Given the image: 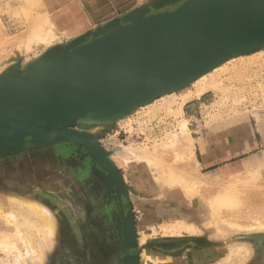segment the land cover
Listing matches in <instances>:
<instances>
[{
  "label": "rangeland",
  "instance_id": "374dc122",
  "mask_svg": "<svg viewBox=\"0 0 264 264\" xmlns=\"http://www.w3.org/2000/svg\"><path fill=\"white\" fill-rule=\"evenodd\" d=\"M153 1L39 0L40 11L38 7L28 12L33 17L30 16L32 33L42 32L49 23L65 35L46 47L36 37L27 50L20 46L15 54L9 55L4 68L13 64L22 68L54 46L64 50L67 43L80 36L82 42L89 41L93 38L92 31L136 7H145L147 13H152L171 9L182 0L158 9L152 8ZM17 6L16 0H0V34L6 33L1 38L15 40L14 34L26 33L31 28ZM2 41L0 60L5 54L1 50ZM210 79H214L216 87L198 94L196 85ZM182 118L187 121L191 138L189 148L194 155L191 164L207 185L225 183L231 188L238 185L240 177L255 174L258 180L251 186L259 191L256 196L264 192V45H261L227 61L206 77L132 107L111 122L101 126L94 122L69 126L97 139L117 170L118 183L84 145L76 142H28L0 153V209L14 211L20 224L27 220L34 223L37 229L32 224L22 226L31 234L38 252L42 251L41 260L25 256L18 264H127L129 256L136 264H186L182 258L190 252L193 258L189 264H233L222 253V239L227 235L249 250L247 255L238 256L234 264H264V229L234 228L233 233L219 232L213 236L215 241L211 240L205 221L212 214L211 206L204 198L187 197L192 188L189 191L182 186L188 184L179 180L183 174L181 167L166 154L160 153V162L152 167L142 162L137 176L109 157L117 143L152 148L163 142ZM169 168L178 180L164 179ZM190 186L195 189L194 184ZM120 191L126 195L123 206ZM27 201L48 211L46 216L52 218L53 224L51 232L27 208L24 204ZM127 208L134 226V249L126 245L123 215ZM12 224L16 225L12 221L0 222V230L13 233ZM148 255L152 261L146 260ZM5 258L6 254L0 250V259Z\"/></svg>",
  "mask_w": 264,
  "mask_h": 264
},
{
  "label": "water",
  "instance_id": "95a60500",
  "mask_svg": "<svg viewBox=\"0 0 264 264\" xmlns=\"http://www.w3.org/2000/svg\"><path fill=\"white\" fill-rule=\"evenodd\" d=\"M178 0L152 3L154 9ZM136 7L82 37L54 46L0 78V153L28 142H76L118 183V173L94 138L71 129L87 113L114 112L112 120L164 91L192 82L226 53L264 45V0H182L170 10ZM253 42V43H251ZM109 121V122H111ZM94 144L95 148L91 147ZM121 205L126 195L119 192ZM128 209L124 229L135 248ZM127 264H136L129 256Z\"/></svg>",
  "mask_w": 264,
  "mask_h": 264
},
{
  "label": "bare ground",
  "instance_id": "6f19581e",
  "mask_svg": "<svg viewBox=\"0 0 264 264\" xmlns=\"http://www.w3.org/2000/svg\"><path fill=\"white\" fill-rule=\"evenodd\" d=\"M16 4L19 6V9L17 8L19 10V13L22 14V17L27 22H29L30 24L29 27L31 28L29 29L27 26V29L29 30L26 33L23 31V34H19V33L14 34L12 37H14L15 40H13V38L6 40L5 38H1L3 34L2 33L0 34L1 35L0 38L1 40H3L2 41L3 47L1 50L4 51L3 54L5 53L4 57H2L3 59L0 60V78L5 74L7 70L14 69L13 63H12L13 65H10V67L4 68L6 65L5 62L7 57H9V55L15 54V51L17 52L20 49L19 48L20 46L23 47L24 50H27L29 47H31V44L36 40L35 38L38 37L40 41H44L46 47L47 45L61 41L62 34L65 35V33L63 32L59 33L54 27V25H49V23L46 24L45 29H43L42 32L32 33L34 28L31 22L32 21L31 18L33 17L31 16L32 14L30 15L28 14V12H34L35 10L38 9L40 5L39 0H16ZM166 10H170V9H166ZM39 11H40V7H39ZM39 18L40 17L38 16V19ZM34 24H36V22ZM23 36H25V38H21ZM259 39L264 40V33L258 35L253 41L254 42L259 41ZM242 52L243 50L226 53L224 56H222L215 62H212L209 65H207L204 71L200 72L199 75L194 80L196 81L200 78L206 77L208 73H210L212 70L213 71L216 70L219 66L223 65L227 61L236 57H240L241 55L245 54ZM29 62L30 60L26 64H28ZM208 87H213V88L216 87V82L214 81V79H210L206 83L203 84L199 83L198 85H196L198 94L201 91L207 89ZM166 93L168 92L164 91L160 95L164 96L166 95ZM113 113L114 112L112 111L103 112V113H97V112L87 113L82 115L83 117L81 123L94 122L98 124L97 126H101L102 124L111 121L112 119L111 116ZM186 123L187 121L185 118L180 119L177 123L175 130L167 134L164 141L162 140L163 142L153 145L152 148L146 146H138L136 145V143L135 144L128 143L129 144V145L127 144L128 146H124L121 143L120 144L117 143V145H115L116 147L112 148V150L109 152V157L117 165L127 168L129 167L130 170L132 171L131 174L137 176V174L140 172L139 167L142 164V162H144L148 167H152L156 165V163L160 162L158 159L160 153L166 154L169 159H171L176 164H178L177 167L179 168L181 167L183 174H181L182 176H180L179 180L181 179V182L183 183L185 182L186 184H188V186L190 184L195 185V189H193V187L191 186L188 187L187 185H182L183 187L186 186V188H189V191L190 188H192L191 192L188 191L189 193L187 194V197H191V198L194 197L196 200L197 198L198 199L204 198L211 206L212 214L210 217L208 216L206 217L205 221L207 223L206 222L205 223L208 224L207 226L210 229L209 233L212 236L211 240L213 242L215 241L213 236H215V234L219 232H222L221 235H224L223 233L225 232L227 233L240 229L252 230L251 227H254V229L258 227L257 229L260 228V230L264 229V217L260 218L262 217L260 216L261 214L264 215V192L263 193L261 192L260 196H256V193L259 191L256 192L255 190H253L251 186L258 180L257 175L247 174L243 178L240 177L239 181L237 180L236 183H238V185L239 184L242 185L243 187L236 185L230 188L225 186L224 185L225 183L207 185L205 180L201 178L202 176L200 177L197 173H195L193 164H191L193 160L192 156L194 155L192 154V151L189 148L191 138L188 134ZM92 136L89 139L91 143H93L94 140ZM91 147L94 149L95 148L94 144H91ZM166 163L165 164L163 163L164 166L166 165ZM107 164L110 166L112 165L110 161L107 162ZM165 178L171 181L178 180L177 177L175 176V173H173L170 168L168 169V171H166L164 179ZM185 189H183L184 192L188 190ZM220 195H224V196L221 197ZM17 201H19V203L22 202L19 199ZM24 204L27 206V208H29V210H31L34 214H36L38 218L39 217L41 218L42 227L46 228L49 232H51L53 229V224H52V218L50 216H46L48 215L47 213L48 211L45 210V208L38 207L37 205H35L30 201L24 202ZM11 221L16 223V225L12 224L14 228L12 229L13 233H6L0 230V250H2V252L6 254V258L4 260L0 259V264H18L20 263L21 260H23L25 256H30L31 259L41 260L39 252L41 253L42 251L38 252L37 244H35V242L33 241L31 234L28 233L27 230L23 227L24 224H32V223H28L30 221L27 220L28 222L22 221V223L20 224V222H18L17 215L14 211L0 209V222H11ZM32 225L35 226L36 229L38 228L34 223ZM225 226H227L228 228L224 229ZM234 228L235 230H233ZM231 236L232 235L230 236L227 235L224 238L222 237L223 238L222 243L224 244L222 253L224 255H228L229 256L228 259L230 258V263L234 264L235 263L234 260L238 256L240 255L244 256L245 254L247 255V252L249 250H247V247L242 246L241 245L242 243H239L238 241H233ZM219 248L220 247H218V249ZM145 258L148 261H152V258L149 255L145 256ZM192 258L193 255L192 252H190L187 253L185 256H183L182 260L184 261V263L186 262V264H189V262L192 261Z\"/></svg>",
  "mask_w": 264,
  "mask_h": 264
},
{
  "label": "flooded vegetation",
  "instance_id": "af4514ba",
  "mask_svg": "<svg viewBox=\"0 0 264 264\" xmlns=\"http://www.w3.org/2000/svg\"><path fill=\"white\" fill-rule=\"evenodd\" d=\"M56 202V201H55ZM56 204L61 208V209H64L62 207V205L59 203V202H56ZM65 210V209H64ZM67 216L69 218V220L72 222V223H75V220L69 215V213H67Z\"/></svg>",
  "mask_w": 264,
  "mask_h": 264
},
{
  "label": "crops",
  "instance_id": "0c3cea01",
  "mask_svg": "<svg viewBox=\"0 0 264 264\" xmlns=\"http://www.w3.org/2000/svg\"><path fill=\"white\" fill-rule=\"evenodd\" d=\"M154 2H156V0H154L153 3H154ZM173 2H174V0H173ZM173 4H174V3H173ZM173 4H171V1H168V2H166L165 4H163V5H164L163 7H164V8H165V7H168V6L170 7V5H173ZM178 4H179V3H178Z\"/></svg>",
  "mask_w": 264,
  "mask_h": 264
}]
</instances>
